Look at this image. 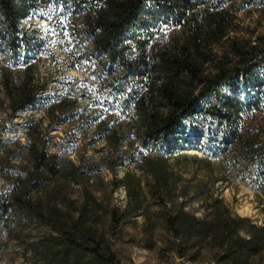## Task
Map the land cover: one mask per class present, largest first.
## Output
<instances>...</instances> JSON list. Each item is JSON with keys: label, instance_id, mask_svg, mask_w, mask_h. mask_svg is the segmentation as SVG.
<instances>
[{"label": "trees", "instance_id": "16d2710c", "mask_svg": "<svg viewBox=\"0 0 264 264\" xmlns=\"http://www.w3.org/2000/svg\"><path fill=\"white\" fill-rule=\"evenodd\" d=\"M255 3L0 0V57L4 58L0 106L6 105L10 120L36 108L57 78L56 71L42 74L43 58L62 61L69 70L84 69L95 83L94 94L88 103H80L75 95L57 96L48 111L50 123L79 121L94 129L108 149L106 168L117 174L130 164L163 162L195 147L205 158L221 161L237 182L260 193L264 204V126L252 129L247 124L256 115L264 121V36L255 44L230 36L238 13ZM41 12L54 18L50 33L26 25L31 15ZM53 48L66 57H59ZM55 64L60 70L61 65ZM35 132L27 135L34 170L20 177L12 193L1 200L7 217L0 222L19 208L27 219L37 216L49 226V232L30 247L33 264H120L84 213L76 216L69 197L49 195L46 205L28 198L39 183L76 173L75 167L68 170L59 163L41 132ZM5 134L0 129V158L7 149ZM125 177L130 189L127 172ZM139 207L136 203L133 209ZM209 212L203 219L185 210L166 218L181 239L180 256L193 239L219 248L215 256L221 264L227 260L245 264L264 252V226L234 215L218 199ZM127 218L111 213L116 226Z\"/></svg>", "mask_w": 264, "mask_h": 264}, {"label": "rangeland", "instance_id": "374dc122", "mask_svg": "<svg viewBox=\"0 0 264 264\" xmlns=\"http://www.w3.org/2000/svg\"><path fill=\"white\" fill-rule=\"evenodd\" d=\"M236 24L230 36L255 44L258 37L264 36V0H257L240 11ZM26 25L29 28L41 26L44 32L50 33L54 18L41 12L31 15ZM53 50L59 57H66L57 48ZM55 62L61 65L60 70ZM3 64L4 58L0 57V65ZM40 70L43 75L56 71L57 78L42 94L35 109L10 120L6 105L0 106V129H5L7 139V149L0 158V219L7 217L3 214L1 200L12 193L20 177L34 170L27 135L35 136L38 131L48 150L59 156V163L68 170L75 167L76 173L69 178L39 183V188H33L28 198L46 205L49 195L58 193L69 197L77 209L76 216L84 213L98 235L116 252L120 264H221L215 256L219 248L197 239H193L180 256L181 239L166 223L168 216L181 210L203 219L217 199L234 215L248 217L258 226H264L260 193L237 182L227 174L221 161L205 158L198 148H186L163 162L130 164L126 169L117 170V174L106 168L110 158L108 149L106 143L94 135V129L82 126L79 121L50 123L48 114L59 95H75L80 103H88L95 90L90 74L84 69L69 70L64 62L47 58L40 61ZM15 75L19 80V72ZM3 98L1 94L0 99ZM247 124L252 129H260L264 121L256 115ZM202 131L208 136L206 130ZM189 134L195 144L192 131ZM123 149L129 150L127 146ZM126 172V181L132 185L130 189L125 186ZM136 203L139 210L133 209ZM60 208L63 212L67 210L66 206ZM113 211L120 218L128 216L127 220L116 226L111 220ZM48 232L49 226L37 216L27 219L25 211L13 208L8 220L0 222V264H33L30 247ZM222 264H232V260ZM245 264H264V252L249 258Z\"/></svg>", "mask_w": 264, "mask_h": 264}]
</instances>
